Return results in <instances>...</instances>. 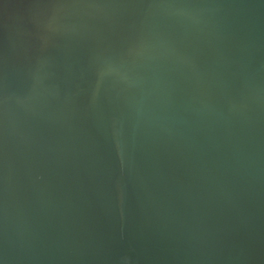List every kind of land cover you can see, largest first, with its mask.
Returning <instances> with one entry per match:
<instances>
[{
  "label": "water",
  "instance_id": "95a60500",
  "mask_svg": "<svg viewBox=\"0 0 264 264\" xmlns=\"http://www.w3.org/2000/svg\"><path fill=\"white\" fill-rule=\"evenodd\" d=\"M0 264H264V0H0Z\"/></svg>",
  "mask_w": 264,
  "mask_h": 264
}]
</instances>
